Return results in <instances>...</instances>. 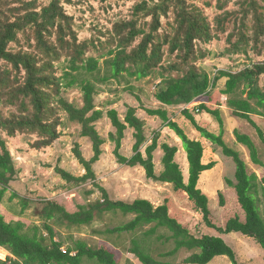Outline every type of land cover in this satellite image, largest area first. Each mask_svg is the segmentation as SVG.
<instances>
[{"label":"trees","instance_id":"trees-1","mask_svg":"<svg viewBox=\"0 0 264 264\" xmlns=\"http://www.w3.org/2000/svg\"><path fill=\"white\" fill-rule=\"evenodd\" d=\"M197 0H140L133 6L131 18L115 22L112 30L104 32L102 38L81 40L71 15L63 0H0V102L12 108L8 116L0 117V133L14 137L19 133H36L32 144L36 149L50 146L61 136V112L66 111L72 121L81 124V135L89 137L94 155L87 159L78 145L75 154L84 165L86 173H73L57 167V172L69 182L83 185L93 181L101 192L95 202L79 205L70 211L65 205L53 200L41 201L38 214L42 225L30 228L22 221H7L0 211V245L11 255L0 258V264H83L89 259L96 264H119L115 253L105 247H93L78 239L73 246L64 248L58 239V226L81 227L91 225L106 212L132 214L133 218L122 225L108 229V233L136 232L152 225L144 232L145 237L155 235L159 228L171 232L175 248L161 253L173 256L186 248L192 253L186 263L209 264L217 256H228L232 264H240L237 252L224 237L210 233H194L170 212L169 204L155 205L147 198L128 201L113 198L108 189L100 184L93 167L101 159L106 138L97 129L96 123L105 115L96 105V84L87 77L94 76L104 60L111 76L123 73L143 78L160 70L162 80L156 99L163 105L185 106L197 99L207 98L217 82L226 77L223 93L229 96L228 105L233 112L248 120L257 130L264 143V127L254 115L264 119V60L240 71L220 70L212 78L198 65L199 55L206 51L197 47V41H209L220 32L226 33L228 23L234 28L228 41L237 52H248L253 47L258 54L264 51V0H238V11L227 10L233 0H218L222 11L215 18V26L205 14ZM259 45H261L259 47ZM97 51L98 55L90 53ZM95 51V52H96ZM173 58L165 64L167 56ZM174 72L178 74H174ZM79 86L83 93V106L79 107L64 96V89ZM145 110L149 115L160 116L181 138L187 151L189 176L177 160L179 146L164 142L160 145V130L154 132L151 142L146 134V120L141 118L135 106L128 105L122 119L116 108L106 113L116 131L110 138L116 143L114 153L118 162L130 167L141 166L147 179L154 182L171 183L176 190L185 191L194 202L196 210L203 214L206 226L219 233L239 232L253 237L264 249V216L260 203L264 198V176L249 172L247 162L239 150L224 139L223 117L220 108H212L206 101L196 105L197 114L209 112L221 123V132L216 133L201 125L195 113L187 106L183 114L215 149L231 157L235 164V181L228 179L234 187L239 203L244 210V219L231 217L225 225L212 220L210 197L199 187L204 171L212 169L217 161L204 163L205 146L201 140L191 138L185 129L169 116L163 107ZM128 128L134 129V154L121 153ZM238 142L250 150L254 163L264 167L259 148L253 138L235 129ZM161 147L163 168L156 169L155 152ZM18 169L6 139L0 135V199L16 180ZM92 194V191H88ZM222 196V204L224 198ZM24 200V209L27 207ZM96 233L105 231L95 230ZM164 238L163 235L158 237ZM143 238H134L130 249L143 264H173L156 258L143 246ZM168 239V238H167Z\"/></svg>","mask_w":264,"mask_h":264},{"label":"rangeland","instance_id":"rangeland-1","mask_svg":"<svg viewBox=\"0 0 264 264\" xmlns=\"http://www.w3.org/2000/svg\"><path fill=\"white\" fill-rule=\"evenodd\" d=\"M140 0H63L67 11L74 16L75 28L81 40L102 38L104 32L112 30L115 22L131 18L133 6ZM233 0L229 3L227 10L238 11L241 7ZM45 2V0H43ZM198 5L204 9L205 14L215 26V18L222 11L218 8V0H197ZM264 5V2H262ZM234 28V23H228L226 33L220 32L209 41H197V47L206 51L205 55H199L197 65L207 71L214 78L220 70L240 71L248 66L264 60L262 54L251 47L248 52H237L228 41V35ZM98 38V39H99ZM97 39V41H98ZM264 39V37H263ZM261 45H259L260 47ZM96 51V50H95ZM91 51L98 55V52ZM167 56V55H166ZM104 60H101L102 69L94 76H88L97 87L96 105L102 109L105 115L97 123V129L106 138L103 144L101 159L94 163L97 180L105 186L110 195L115 199L134 200L135 198H147L155 205L168 203L171 214L181 221L194 233H210L220 235L237 252L240 264H264V249L253 238L239 232L228 234L219 233L216 229L205 225L203 214L196 210L194 202L185 191L176 190L171 183L154 182L147 179L145 170L141 166L130 167L118 162L114 153L116 143L111 140L110 133L116 129L112 125L107 111L116 108L123 119L126 115L128 105L137 107V114L146 120V134L150 143L155 131L160 130V145L164 142L177 144L179 151L177 160L181 164L186 179L189 176V162L187 151L181 138L166 125L160 116L149 115L145 110L149 108L163 107L168 110L169 116L176 120L194 139L201 140L205 146L203 161L209 163L217 161V164L210 170H206L200 177L199 187L210 197V208L212 220L217 225H225L227 220L234 216L244 219L245 214L239 203L234 187L230 186L228 179L235 181L234 160L224 155L220 149H215L213 143L202 136L192 122L183 114V108L189 107L199 123L216 133L221 132V123L216 116L209 112L197 114L196 105L206 101L212 108H220L223 117L224 139L233 148L239 150L247 162L249 172H255L260 178L264 176V167L253 162L250 150L238 142L235 136V129L249 134L257 144L261 158L264 160V143L261 140L256 128L246 119L237 116L228 105L229 96L223 93L227 78L222 77L211 90L206 98H200L185 106L163 105L155 93L160 89L162 76L160 70L156 73L138 78L123 73L119 77H110L107 81L101 80L110 76L111 72L106 68ZM173 58L166 57L165 64ZM174 74H178L174 72ZM264 84V77H263ZM64 96L73 101L79 107L83 106V93L79 86L64 89ZM12 108L0 102V117L8 116ZM62 124L59 127L61 136L50 146L36 149L32 144L37 140L36 133H19L14 137L6 132H1L13 155L18 176L13 181L0 199V211L7 221L25 223L27 228L34 225H42L38 214L41 209V201L53 199L65 205L70 211H76L79 205L95 202L101 198V192L93 181L83 185L69 182L57 172V167H62L74 175L86 173L84 165L75 154L76 145L79 146L83 155L90 159L94 155L93 144L89 137L81 135L82 126L72 121L66 111L61 112ZM254 119L260 126L264 127V119L254 115ZM134 129L128 128L122 142L121 153L130 157L134 154L135 143ZM164 151L159 147L155 152L156 169L160 172L163 168L162 157ZM0 184V189H2ZM92 191V194H88ZM224 204H222V196ZM261 211L264 216V198L260 195ZM24 200L27 207L24 209ZM133 218L132 214L125 215L122 212H106L103 216L97 217L91 225L81 227L58 226V239L64 241V248L73 246L78 239L86 241L93 247H105L115 253L119 264H143L135 253L130 249L133 246L134 238H145L143 246L148 249L156 258L171 261L173 264H191L184 260L192 251L183 248L173 256H161V253L171 251L175 248V240L171 238V232L165 228H159L155 235L145 237L144 232L152 225L146 226L136 232L108 233V229L122 225ZM95 230L105 231L96 233ZM163 235L164 238L158 237ZM168 238V239H167ZM7 250V249H5ZM9 251H0V258L5 259ZM2 254V255H1ZM11 255V254H10ZM97 262V261H96ZM89 259H84L83 264H96ZM98 263V262H97ZM209 264H232L228 256H217Z\"/></svg>","mask_w":264,"mask_h":264},{"label":"built area","instance_id":"built-area-1","mask_svg":"<svg viewBox=\"0 0 264 264\" xmlns=\"http://www.w3.org/2000/svg\"><path fill=\"white\" fill-rule=\"evenodd\" d=\"M2 249H5V248L2 247V246L0 245V250H2ZM9 255H10V253H9ZM9 255L7 254V257H8ZM7 257H6V258H7ZM6 258H5V259H6Z\"/></svg>","mask_w":264,"mask_h":264},{"label":"bare ground","instance_id":"bare-ground-1","mask_svg":"<svg viewBox=\"0 0 264 264\" xmlns=\"http://www.w3.org/2000/svg\"><path fill=\"white\" fill-rule=\"evenodd\" d=\"M0 251H1V250H0ZM2 251H3V252H7V250H5V249H2ZM6 254H7V253H6ZM1 255H2V254H1Z\"/></svg>","mask_w":264,"mask_h":264}]
</instances>
